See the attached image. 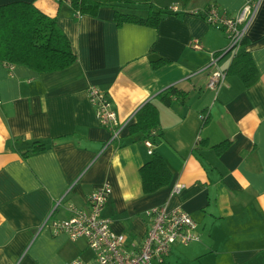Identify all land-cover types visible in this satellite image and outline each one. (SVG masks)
Instances as JSON below:
<instances>
[{"label":"crops","instance_id":"obj_1","mask_svg":"<svg viewBox=\"0 0 264 264\" xmlns=\"http://www.w3.org/2000/svg\"><path fill=\"white\" fill-rule=\"evenodd\" d=\"M15 1L33 2L56 17L78 60L56 71L0 61V264L93 260L85 238L72 240L40 226L57 200L62 204L52 218H67L69 204L87 208L88 195L104 183L113 193L103 214L129 239L141 241L150 225L148 210L169 199L199 222L201 240L177 245L188 250L173 247L164 264H264V0L247 35L260 78L247 87L231 74L218 92L208 86L214 68L207 65L213 53L229 47V38L191 12L216 4L236 13L249 0L121 1L81 15L70 0L0 5ZM174 4L180 12L166 14L157 27L115 20L116 8L136 7L131 13L146 17L151 5ZM233 58L225 53L219 66L228 69ZM160 59L170 61L155 68ZM90 86L110 94L120 120L147 101L157 105L163 137L153 149L173 172L169 186L144 193L140 168L153 153L141 134L131 133L132 124L105 148L111 130L99 122ZM170 86L185 96L166 105L157 96ZM228 139L232 145L218 154L214 146ZM35 140L48 149L25 157ZM176 182L184 187L170 198Z\"/></svg>","mask_w":264,"mask_h":264},{"label":"built area","instance_id":"obj_2","mask_svg":"<svg viewBox=\"0 0 264 264\" xmlns=\"http://www.w3.org/2000/svg\"><path fill=\"white\" fill-rule=\"evenodd\" d=\"M262 0L247 1L236 13H229L218 5L208 9H195L191 13L201 15L214 27L224 30L229 38V47L219 53H213L207 68H214L210 74L208 86L215 92L225 83L228 76L226 69L219 66V60L227 52L235 55L243 40L248 35ZM171 11L180 12L178 4L170 6ZM81 15V12H78ZM198 40L195 46H198ZM10 64V63H9ZM89 96L95 106L99 122L111 130V136L105 148L120 139L125 128L130 126L137 113L120 120L110 94L99 86L89 87ZM202 123L209 118V112L202 113ZM202 141L197 135V144ZM149 152L154 153V141L145 140ZM184 185L180 182L171 187L170 198L181 192ZM113 193L109 183L97 186L87 197L88 207L81 208L69 204L71 215L67 218H52L62 204L57 200L55 206L40 226H50L55 235L66 234L72 240L85 238L94 251L90 262L80 259L73 264H164L174 245H189L201 240L199 222L181 205H171L169 200L152 206L148 213L150 225L146 236L141 240L129 239L127 234L117 232L112 227L111 219L103 214Z\"/></svg>","mask_w":264,"mask_h":264},{"label":"trees","instance_id":"obj_3","mask_svg":"<svg viewBox=\"0 0 264 264\" xmlns=\"http://www.w3.org/2000/svg\"><path fill=\"white\" fill-rule=\"evenodd\" d=\"M76 12L88 13L92 9L114 2H138L144 0H70ZM206 7L205 9H208ZM150 12L144 17L139 14L124 12L116 8L115 20L121 26L127 22L146 24L157 27L170 8L156 9L149 6ZM247 37L243 40L238 52L226 69L228 75L240 76L247 87L253 86L260 78L259 68L247 47ZM78 60L71 39L62 29L56 17L41 11L33 2L15 1L0 5V61L13 64H24L37 71L63 70ZM170 60L160 59L153 62L155 68L162 67ZM185 92L175 86L168 87L158 94L166 105H171L174 98L184 99ZM208 120L203 123L206 125ZM133 134H141L144 139L163 137L160 112L157 105L147 101L137 112L136 120L130 126ZM206 143V141H205ZM233 143L225 140L215 149L218 154L225 152ZM48 149L46 143L35 140L31 150L23 152L25 157L32 153ZM144 193H153L169 186L173 172L165 158L157 152L140 168Z\"/></svg>","mask_w":264,"mask_h":264},{"label":"rangeland","instance_id":"obj_4","mask_svg":"<svg viewBox=\"0 0 264 264\" xmlns=\"http://www.w3.org/2000/svg\"><path fill=\"white\" fill-rule=\"evenodd\" d=\"M139 2H137V3H139ZM133 3H136V2H133ZM140 5H143V4L140 3ZM135 9H136V7L132 8V10H128L127 8H122L121 10L125 11V12L128 11V12L131 13V12H135ZM174 249H176V250H180L181 249L180 251L188 250L185 247H178L177 245H174Z\"/></svg>","mask_w":264,"mask_h":264}]
</instances>
